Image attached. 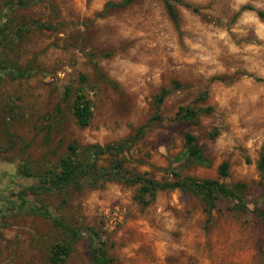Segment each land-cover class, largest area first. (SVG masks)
Segmentation results:
<instances>
[{"label":"rangeland","instance_id":"rangeland-1","mask_svg":"<svg viewBox=\"0 0 264 264\" xmlns=\"http://www.w3.org/2000/svg\"><path fill=\"white\" fill-rule=\"evenodd\" d=\"M118 1L19 8L0 0V264H52L51 246L68 238L30 211L39 206L80 233L64 264H90V236L112 264H264V225L253 212L264 211L256 166L264 156V0H180L177 22L162 0L107 7ZM77 94L91 106L85 127L73 115ZM185 108L210 111L191 123ZM188 132L210 167L174 160ZM134 136L119 156L129 173L217 178L226 162L224 182L244 185L248 210L219 199L208 216L198 197L177 189L142 205L137 185L116 181L39 188L68 145L82 158L88 146Z\"/></svg>","mask_w":264,"mask_h":264},{"label":"trees","instance_id":"trees-1","mask_svg":"<svg viewBox=\"0 0 264 264\" xmlns=\"http://www.w3.org/2000/svg\"><path fill=\"white\" fill-rule=\"evenodd\" d=\"M42 0H11L14 5L19 8L28 7L33 3ZM137 0H120L118 2H109L107 7L124 8ZM169 17L173 22L178 21L177 11L174 2L180 0H162ZM8 22L3 23V29H6ZM177 85L173 82L172 85ZM172 91V87L160 90L156 98L157 109L163 103L164 99ZM73 115L80 127L89 124L91 118V106L88 100L82 94H77L72 105ZM181 118L185 121L196 123L199 114L210 111V108H185ZM136 137H126L120 141L108 143L104 146L91 145L85 149L84 156L81 158L75 144L67 147V154L60 158L57 171L50 172L45 175H39L41 186L44 190L51 188L63 189L70 188L74 191H82L85 189H94L106 182H122L128 185H137L138 191L136 200L142 205H148L156 197L157 192L165 190H179L183 193H191L198 197L204 206V211L211 216L212 211L216 207L219 199H225L233 202L232 210L245 213L247 202L244 195V185L237 183L230 187L224 182V178L228 175V164L223 162L218 167L217 178L197 179L192 176H180L176 172H171V179L160 181L143 174L129 173L124 168L123 159L119 158L121 154L127 151L129 146L135 142ZM106 155L110 161L108 166L98 164L100 156ZM176 161L185 160L194 165L210 167L209 160L203 154L196 137L192 133H185L183 137V151L178 154ZM257 169L264 177V156L261 155L257 162ZM30 211L42 215L46 219H50L53 224L60 229L68 240L54 243L49 251L48 259L52 264H64L73 242L79 238V231L73 229L62 219L51 216L44 206L31 207ZM253 212L264 225V211L255 208ZM88 256L90 264H112V258L108 257L102 248L95 246L93 237H89Z\"/></svg>","mask_w":264,"mask_h":264},{"label":"flooded vegetation","instance_id":"flooded-vegetation-1","mask_svg":"<svg viewBox=\"0 0 264 264\" xmlns=\"http://www.w3.org/2000/svg\"><path fill=\"white\" fill-rule=\"evenodd\" d=\"M7 183V180H5V179H0V184H2V185H4V184H6ZM0 193H3V191H0ZM4 195H5V192L3 193ZM2 200H1V197H0V202H1Z\"/></svg>","mask_w":264,"mask_h":264}]
</instances>
